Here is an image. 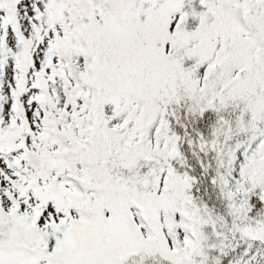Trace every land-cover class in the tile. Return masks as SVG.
Instances as JSON below:
<instances>
[{"label":"trees","instance_id":"16d2710c","mask_svg":"<svg viewBox=\"0 0 264 264\" xmlns=\"http://www.w3.org/2000/svg\"><path fill=\"white\" fill-rule=\"evenodd\" d=\"M63 1L75 6L88 0ZM97 1L99 6L88 9L62 43L71 63L84 51L91 55L85 81L96 94L92 101L88 93L93 108L89 141L73 173L85 186L81 210L97 229L98 201L142 203L154 174L170 167L175 183L184 175L193 180L186 190V222L195 241L192 264H264V0ZM15 8L13 1L0 0L8 24L15 20ZM237 9L243 10L244 29L233 20ZM177 15L182 21L170 35ZM218 39L226 43L223 54L217 52ZM161 44L169 45V54ZM7 56L0 53V59ZM21 56L13 58L20 72L29 63L27 45ZM238 69L243 72L236 78ZM76 75L82 78L77 70ZM159 108L180 138L175 161L148 149L159 126ZM55 112L60 131L74 133L73 119L56 107ZM5 138L0 133L1 143ZM130 154L136 163L126 171L118 157ZM85 165L88 174L82 173ZM231 173L241 178L240 194L228 192L229 186L236 189L224 178L232 179ZM36 241L30 230L0 213V242L29 250ZM122 264L176 263L141 250Z\"/></svg>","mask_w":264,"mask_h":264},{"label":"rangeland","instance_id":"374dc122","mask_svg":"<svg viewBox=\"0 0 264 264\" xmlns=\"http://www.w3.org/2000/svg\"><path fill=\"white\" fill-rule=\"evenodd\" d=\"M11 1L16 3L12 24L0 11V53L8 55L0 59V133L6 137L5 144L0 142V213L30 230L37 241L29 250L17 242H0V264H122L141 250L159 253L176 264H192L195 241L185 218L190 201L186 190L193 180L184 175L175 183L170 167L154 174L152 190L142 203L98 201L97 229L80 209L87 198L72 173L89 140L93 109L88 93L92 101L96 94L84 81L91 72V55L84 51L82 59L74 62L82 76L78 79L62 43L98 2L69 6L63 0ZM235 20L243 25L241 12ZM181 21L180 15L175 16L170 35ZM223 42H216L220 53ZM26 45L29 63L20 72L13 58H21ZM160 50L169 54L170 47L161 44ZM242 71L238 69L234 76L238 78ZM203 84L204 75L200 89ZM55 107L73 119L74 133L60 131ZM158 110L160 132L153 133L148 149L152 155L175 161L180 158V138L171 133L166 111ZM118 158L126 171L136 163L134 154ZM88 170L85 165L82 173ZM230 176L233 181L227 174L224 178L236 189L229 186L228 192L240 194L238 179L233 173Z\"/></svg>","mask_w":264,"mask_h":264}]
</instances>
